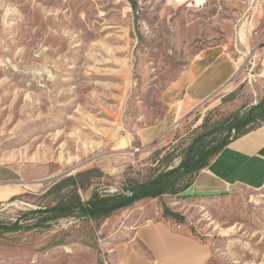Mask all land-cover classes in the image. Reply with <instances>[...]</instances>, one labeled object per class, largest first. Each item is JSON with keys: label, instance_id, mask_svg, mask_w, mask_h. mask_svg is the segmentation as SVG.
<instances>
[{"label": "rangeland", "instance_id": "1", "mask_svg": "<svg viewBox=\"0 0 264 264\" xmlns=\"http://www.w3.org/2000/svg\"><path fill=\"white\" fill-rule=\"evenodd\" d=\"M211 47L236 73L167 123L164 88ZM263 53L264 0H209L197 11L165 0H0V164L36 172L0 205V264H117L116 252L130 264L131 246L143 250L135 228L155 221L204 244L205 264H264V186L197 196L193 174L100 218L29 213L94 195L117 200L207 151L232 118L264 102ZM160 122L159 135L140 140ZM262 125L264 113L247 128Z\"/></svg>", "mask_w": 264, "mask_h": 264}, {"label": "crops", "instance_id": "2", "mask_svg": "<svg viewBox=\"0 0 264 264\" xmlns=\"http://www.w3.org/2000/svg\"><path fill=\"white\" fill-rule=\"evenodd\" d=\"M264 74V53L262 55ZM235 63L218 47L203 49L184 72L168 84L163 92L167 103V123L187 115L200 102L225 85L236 73ZM181 106V107H180ZM180 107V108H179ZM181 108H186L180 114ZM165 123V122H164ZM160 122L138 134L144 143L164 129ZM125 141V142H124ZM129 139L121 140L129 146ZM36 176L33 169L0 164V205L25 192V185ZM264 186V125L231 140L192 177L189 190L197 196H216L245 187ZM134 237L143 250L133 245L128 254L130 264H205L207 247L192 237L172 231L163 221L142 224L135 228ZM127 256V257H129ZM117 264H124V252H116Z\"/></svg>", "mask_w": 264, "mask_h": 264}, {"label": "trees", "instance_id": "3", "mask_svg": "<svg viewBox=\"0 0 264 264\" xmlns=\"http://www.w3.org/2000/svg\"><path fill=\"white\" fill-rule=\"evenodd\" d=\"M263 107L264 102H259L255 107L250 108L246 114L240 117L235 116L232 118L231 124L227 127L226 135L219 139L215 145L207 149V151L204 153H199L194 158H187L186 160L181 161L179 165L173 169L167 172H160L148 181L130 188L128 190L129 195L118 197L117 200H115V196L98 197L94 195L85 202H82L79 198H77L73 202L68 201L66 203H59L50 207L35 209L34 211H29V213L50 214L48 216L42 217L41 220L43 222L60 217H67L74 214L75 212H77V214H79L81 217L95 219L107 216L115 210L126 208L139 200L146 198H160L163 194H169L173 192L174 186L177 184V181L181 180L182 177L187 175L192 176L199 169L203 168L208 163V161L231 140L242 134H245L250 130L255 129H249L247 126L249 124L255 123L256 120L263 116ZM231 130L234 131V136L230 135ZM202 151H204V149ZM67 181L70 182L69 185L71 187H74L75 182L73 178L70 177L67 179ZM162 213L163 216H170L176 221L180 220L179 214L170 211L167 207L163 208ZM12 228L16 229L17 223H15Z\"/></svg>", "mask_w": 264, "mask_h": 264}, {"label": "built area", "instance_id": "4", "mask_svg": "<svg viewBox=\"0 0 264 264\" xmlns=\"http://www.w3.org/2000/svg\"><path fill=\"white\" fill-rule=\"evenodd\" d=\"M166 6L173 8H182L185 10H201L205 8L204 0H165Z\"/></svg>", "mask_w": 264, "mask_h": 264}, {"label": "bare ground", "instance_id": "5", "mask_svg": "<svg viewBox=\"0 0 264 264\" xmlns=\"http://www.w3.org/2000/svg\"><path fill=\"white\" fill-rule=\"evenodd\" d=\"M208 3H209V0H204V6H207L208 5ZM181 107V106H180ZM179 107V108H180ZM180 110V114H184V112L186 111V108H181V109H179Z\"/></svg>", "mask_w": 264, "mask_h": 264}]
</instances>
